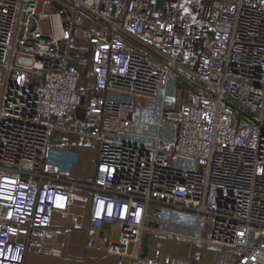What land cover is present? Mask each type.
Wrapping results in <instances>:
<instances>
[{
	"label": "built area",
	"instance_id": "2783aa9c",
	"mask_svg": "<svg viewBox=\"0 0 264 264\" xmlns=\"http://www.w3.org/2000/svg\"><path fill=\"white\" fill-rule=\"evenodd\" d=\"M214 2L201 37L187 0H0V264H24L75 187L118 263L193 264L157 236L205 230L218 264H264V0ZM53 131L95 148L91 179L44 171Z\"/></svg>",
	"mask_w": 264,
	"mask_h": 264
},
{
	"label": "crops",
	"instance_id": "0c3cea01",
	"mask_svg": "<svg viewBox=\"0 0 264 264\" xmlns=\"http://www.w3.org/2000/svg\"><path fill=\"white\" fill-rule=\"evenodd\" d=\"M88 56L90 61L89 52ZM74 57L70 56L72 65L76 64ZM89 82L96 90L94 94L100 93L93 82ZM112 94L118 97L117 94ZM140 102L143 103L144 100ZM95 161L96 151L89 142L83 143L77 135L53 131L44 160V171L63 178L88 181L93 175ZM60 185L67 188L64 182H60ZM70 194L65 210L52 211L51 224L44 230L40 245L28 248L24 264H128L125 261L118 263L117 257L106 250L105 244L113 235V231L108 230L109 226L101 229L91 226L90 190L75 187L70 190ZM89 238H93L92 243H88ZM157 239L163 255L188 256L193 264H218L219 253L224 249L211 243L205 230L199 233L197 240L168 236H157ZM153 245L152 236L147 253Z\"/></svg>",
	"mask_w": 264,
	"mask_h": 264
},
{
	"label": "rangeland",
	"instance_id": "374dc122",
	"mask_svg": "<svg viewBox=\"0 0 264 264\" xmlns=\"http://www.w3.org/2000/svg\"><path fill=\"white\" fill-rule=\"evenodd\" d=\"M189 3L190 12L192 14H197V22L201 25V37L208 36L210 24L215 16V2L214 0H187ZM87 35L86 32L78 31L75 32V40L70 45V56H75V62L81 72L85 71L89 64L88 50L86 49L83 40ZM80 92L82 94H91L95 95L96 90L92 87L88 79L80 80ZM109 97H115L114 94L109 93ZM157 207L154 206L151 209L152 217L155 220V214ZM164 215L170 219H182L181 214L175 209H162ZM151 221L153 218L150 219ZM155 226V224H154Z\"/></svg>",
	"mask_w": 264,
	"mask_h": 264
},
{
	"label": "water",
	"instance_id": "95a60500",
	"mask_svg": "<svg viewBox=\"0 0 264 264\" xmlns=\"http://www.w3.org/2000/svg\"><path fill=\"white\" fill-rule=\"evenodd\" d=\"M81 102H83V98H81ZM78 116L83 117V112L79 111L78 112ZM109 225H110L109 222H104L103 223V226H109ZM151 238H152V234L149 233V232L144 236V246H143L142 256H144L147 253L148 243H149Z\"/></svg>",
	"mask_w": 264,
	"mask_h": 264
}]
</instances>
